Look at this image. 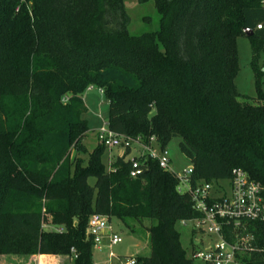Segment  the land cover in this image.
<instances>
[{
  "label": "trees",
  "instance_id": "trees-1",
  "mask_svg": "<svg viewBox=\"0 0 264 264\" xmlns=\"http://www.w3.org/2000/svg\"><path fill=\"white\" fill-rule=\"evenodd\" d=\"M153 1L158 28L135 34L126 0H0V256L95 264L87 225L100 213L145 231L138 264H193L175 224L203 213L178 175L146 158L133 177L130 147L107 169V147L84 144L91 86L107 97L113 132L163 149L179 137L193 186L241 168L264 187V0ZM245 29L256 103L235 83ZM248 226L254 249L242 260L264 264V221Z\"/></svg>",
  "mask_w": 264,
  "mask_h": 264
},
{
  "label": "built area",
  "instance_id": "built-area-1",
  "mask_svg": "<svg viewBox=\"0 0 264 264\" xmlns=\"http://www.w3.org/2000/svg\"><path fill=\"white\" fill-rule=\"evenodd\" d=\"M261 27L262 25H258V28ZM97 134L99 141L108 149L123 147L126 150L128 147L132 148L133 144L140 145L142 151L139 156L131 158L133 177L142 174L146 169V158L155 159L162 169L173 171L167 149L161 148L154 138L150 144H143L113 132L108 125L98 129ZM192 173L191 166L184 176L178 175V191L190 192L196 208L203 213L202 218L195 219L198 231L216 237L206 249L195 251L194 258H200L209 264H245L242 258L253 251L255 239L248 225L264 221V187L241 168L233 170V177L227 185L202 182L193 186L190 180ZM87 234L93 237L95 248H101L104 243V246L112 248L123 240L113 230L109 217L100 213H93L89 217ZM72 251L75 254L74 248ZM110 255L115 256L113 251H110ZM126 264H138L136 257L128 258Z\"/></svg>",
  "mask_w": 264,
  "mask_h": 264
},
{
  "label": "rangeland",
  "instance_id": "rangeland-1",
  "mask_svg": "<svg viewBox=\"0 0 264 264\" xmlns=\"http://www.w3.org/2000/svg\"><path fill=\"white\" fill-rule=\"evenodd\" d=\"M128 12L131 16L130 30L132 33L140 34L143 32L155 30L159 26V14L156 10L153 0L146 3H138L137 0H126ZM149 17L150 20L145 18ZM238 49L240 57V71L235 80L237 90L248 97L249 102H257V88H256V72L252 65L253 52L251 42L248 36H241L238 38ZM259 67L264 69V55L259 59ZM262 89L264 91V76ZM84 99L87 105V112L83 115L89 123V132L87 133L84 144L87 149H93L99 144L97 131L104 125H108L109 102L101 89L97 86H92L84 92ZM132 153L128 154L127 158L138 157L142 148L138 144H133ZM166 149L168 157L171 160L170 168L179 176H184L186 170L191 167V161L187 158L180 149V138H172ZM123 147H113L106 149L102 160L107 169H110L111 164L123 152ZM136 155V156H134ZM88 157L87 154L84 155ZM90 183L94 185L95 179L91 178ZM221 185H227L228 181L220 182ZM225 187V186H224ZM113 230L122 237V241L112 248L102 245L101 248L94 247V260L96 264H126L128 258L137 257L140 254L148 255L150 247L145 240V231L138 228L136 233H133L121 220L113 218L111 220ZM150 224V220H145L144 227ZM57 228V227H56ZM49 221L44 225L45 230L56 229ZM175 229L180 233V242L182 247L187 251L189 257L193 258V264H209L200 258H194V252L204 250L207 248L211 240H216V237H210L206 234H201L197 228L196 220L177 221ZM108 244V242H106ZM110 251L114 252V257L110 255ZM9 257H19L21 260L16 262H27L28 256L8 255ZM17 258V259H19ZM71 259L64 255H52L47 260H43L42 264H69ZM33 264H38L35 261Z\"/></svg>",
  "mask_w": 264,
  "mask_h": 264
},
{
  "label": "crops",
  "instance_id": "crops-1",
  "mask_svg": "<svg viewBox=\"0 0 264 264\" xmlns=\"http://www.w3.org/2000/svg\"><path fill=\"white\" fill-rule=\"evenodd\" d=\"M133 150L131 149V152L132 153ZM125 153V151H124ZM124 153L122 152L120 155H124ZM136 156V155H134ZM127 159H130V158H127ZM8 255H11V254H3L0 256V264H33L35 261H38V264H42L43 260H47L50 256L52 255H47V254H36V255H32V256H28L29 259L27 262H16V260H21V258L19 257H9ZM15 255V254H14ZM19 258V259H17ZM95 262V260H94ZM96 264V263H95Z\"/></svg>",
  "mask_w": 264,
  "mask_h": 264
},
{
  "label": "water",
  "instance_id": "water-1",
  "mask_svg": "<svg viewBox=\"0 0 264 264\" xmlns=\"http://www.w3.org/2000/svg\"><path fill=\"white\" fill-rule=\"evenodd\" d=\"M253 33H254L253 29H245L246 36L250 37L251 35H253Z\"/></svg>",
  "mask_w": 264,
  "mask_h": 264
}]
</instances>
